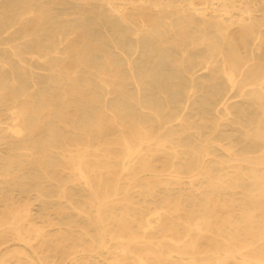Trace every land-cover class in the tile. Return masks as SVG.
<instances>
[{"label": "rangeland", "instance_id": "rangeland-1", "mask_svg": "<svg viewBox=\"0 0 264 264\" xmlns=\"http://www.w3.org/2000/svg\"><path fill=\"white\" fill-rule=\"evenodd\" d=\"M63 1L23 16L11 49L0 54V236L11 238L3 264H190L187 254L194 264H249L245 259L261 257L264 164L243 152L260 144L255 135L264 132V104L245 89V98L232 100L233 116L219 124L210 105L226 89L224 59L231 61L232 52L248 55L250 40L239 37L236 26L225 37L214 26L183 24L188 16L169 22L152 7L129 5L120 46L128 56L138 46L132 75L115 49L113 25L93 8ZM190 1L225 7L234 16L255 3L264 9L261 0ZM21 11L0 0V24ZM258 20L264 39V18ZM60 40L66 55L29 52ZM199 58L213 62L207 71ZM191 83L183 125L173 124L171 138L143 145L124 160L123 140L137 144V124L152 119L148 107L172 115ZM210 137L221 146L207 150L225 165L214 163L199 179L172 178L170 162L187 150L177 145L197 146Z\"/></svg>", "mask_w": 264, "mask_h": 264}, {"label": "bare ground", "instance_id": "bare-ground-1", "mask_svg": "<svg viewBox=\"0 0 264 264\" xmlns=\"http://www.w3.org/2000/svg\"><path fill=\"white\" fill-rule=\"evenodd\" d=\"M47 0H5L6 3H15L21 8V13L16 20L6 19L3 24H0V44H3L6 48H0V54L4 55L7 50L11 49V40L13 38V29L16 25L20 24L23 20V16L31 15L34 11L49 9L52 6L57 5V3H63V0H49V2L45 3ZM74 4L81 3L85 5L87 8H93L97 11L98 16L101 18V21L106 23H111L115 29V32H119L117 34L118 37V45L115 46V49L118 50L121 54L124 55V60L126 67L130 74H135V69L138 67L135 64L139 62H135L132 58V55L138 52V46L135 47L133 53L131 55H127L120 46L122 42V36L124 27L126 25L128 19V7L129 5H145L152 7L155 14L160 15L161 17L166 18L169 22L174 15L182 14L183 18L186 16L187 19H182V23L185 25H195L201 29H205L210 26H214L222 31L223 36L228 35V29L234 28L236 26L237 32L239 33V37L244 40L249 39L250 44L245 46V49H248V55L241 56V54H234L232 52L230 56H233L231 61L224 59L221 72L225 77L226 81V89L219 94L215 99H213L211 105V113L216 116V123L226 120L228 121L230 117L233 116L234 107L231 104L232 100L235 97L245 98V89H251L250 98L258 101L260 105L264 104V60H259V54L262 51V46L264 43V39L262 36L261 27L263 24L259 22L258 17L264 18V9H259L258 5L255 3L253 8L244 9L237 8V11L241 16H234L233 14L227 15L229 10L227 8H207V7H199L198 4L194 1L190 0H177V1H156V0H73ZM243 1V0H242ZM255 2V0H251ZM49 3V4H48ZM53 5H51V4ZM261 3H264V0H261ZM81 6V5H80ZM79 7V6H78ZM80 8V7H79ZM207 9H210V12H206ZM81 10V9H78ZM187 10L193 11L189 15L184 16V12ZM175 12V14H174ZM225 13V14H223ZM243 14V15H242ZM192 20H190V19ZM99 21V22H101ZM104 25V30L107 28ZM171 27V23H169ZM13 31V32H12ZM73 32V31H72ZM70 32V34L72 33ZM74 33V32H73ZM69 34V35H70ZM231 34V33H230ZM236 34V33H234ZM232 34V35H234ZM137 33H135V36ZM256 49V53L250 46ZM213 47H216V45ZM30 54L42 53L44 58L49 57H57L66 55V47L62 45L61 40L57 44H51L44 49H40V47H36L35 50L29 48ZM181 50L182 57H185V50ZM216 52L223 56L222 51L218 46L214 49ZM213 50V51H214ZM212 51V53H213ZM211 53V52H210ZM212 53L210 57H213ZM258 54V55H256ZM168 55V54H166ZM256 55V56H255ZM165 57V56H164ZM167 57V56H166ZM259 57V58H258ZM168 58V57H167ZM209 59V58H208ZM199 58V66L201 70L207 71L211 67V60ZM42 60V59H41ZM258 60V61H257ZM42 66L46 67H62L66 68L65 64L62 63H45L43 61ZM142 62H140L139 66L141 67ZM101 66V65H100ZM111 67L110 65H108ZM100 68V67H99ZM103 67L101 66V69ZM94 68L93 70H95ZM183 73H193L188 70H183ZM191 76V75H190ZM193 82V78L190 79ZM194 86L191 83L189 89L186 92L185 99L180 102L179 109L173 112L172 115H167L163 111H161L157 107H148L149 114L151 115V120H149V124L144 121L139 125L137 124V128L140 129V133L142 136L137 139V144L133 145L132 142L127 139L123 140L124 146V160L132 157L133 155H138L143 145H148L153 141H163L158 139L171 138L172 136V125L178 124L183 125L186 118V111L188 110L192 94L194 93ZM145 107H142L144 109ZM253 109V108H251ZM250 109V110H251ZM249 110V111H250ZM252 111V110H251ZM252 113V112H251ZM256 114V113H255ZM258 114V113H257ZM259 115V114H258ZM256 138L260 142L259 145H256L253 150L248 152H243V155L247 158H254L256 161H259L258 164H264V132L258 131L256 133ZM199 143V140H198ZM188 145V147L182 145H177L183 149L184 158L180 159L179 162L175 164V162H170V169L172 178L182 179L187 178L189 180L199 179L204 176H209L212 171L213 164H218L221 167L225 165V163L221 160H217L213 154H211L207 149L211 145L221 146L220 143L213 137L207 140H203L201 144L199 143L197 146ZM176 146V147H177ZM225 151L230 155H234V150L232 147L224 148ZM174 157L177 158V151L173 148ZM179 168L186 169L188 172L187 176L180 175ZM79 168L80 163L76 165ZM256 178V176H253ZM258 196H264V193L261 192ZM26 215H28L26 213ZM188 225H195L197 223L188 222ZM259 232V231H258ZM257 232V233H258ZM253 238H256L252 231L249 233ZM260 234H263L260 236ZM259 239L264 240V233L259 232ZM236 240V239H235ZM238 240V239H237ZM11 238L0 236V263L3 264V255L6 250H9L6 246L9 245ZM6 248V249H5ZM243 246L239 247L238 250H234L231 252L232 256H235V253H239ZM5 250V251H3ZM261 257H257L254 259H245V262L249 264H264V250H260ZM241 255V254H240ZM236 257V256H235ZM186 260L190 262V264L195 263V258L191 255L187 254Z\"/></svg>", "mask_w": 264, "mask_h": 264}]
</instances>
